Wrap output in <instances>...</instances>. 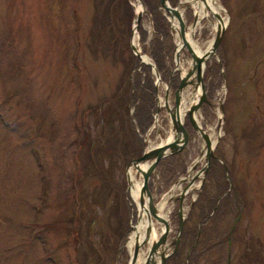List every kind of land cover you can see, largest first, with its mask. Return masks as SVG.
Wrapping results in <instances>:
<instances>
[{
    "label": "rangeland",
    "instance_id": "1",
    "mask_svg": "<svg viewBox=\"0 0 264 264\" xmlns=\"http://www.w3.org/2000/svg\"><path fill=\"white\" fill-rule=\"evenodd\" d=\"M214 1L219 22L210 11L195 26L190 9L181 18L187 33L193 27L187 38L197 50H208L223 25L201 69L205 101L193 112L211 134L212 156L202 172L204 141L185 111L186 142L157 161L148 188L155 207L168 201L170 253L178 194L196 186L181 200L184 222L166 264H264V0ZM142 6L133 44L154 65L156 36V86L151 68L139 65L129 47L135 14L124 0H0V264H127L136 221L127 163L171 135L164 107L157 113L156 107L166 86L172 108L180 76L174 62L190 67L185 47L174 53L178 30L161 2L167 35H156ZM199 86L182 90L186 107ZM139 105L149 111L146 124ZM126 201L121 237L112 210ZM151 225L155 233L163 229L155 219ZM148 247L140 245V258Z\"/></svg>",
    "mask_w": 264,
    "mask_h": 264
},
{
    "label": "water",
    "instance_id": "2",
    "mask_svg": "<svg viewBox=\"0 0 264 264\" xmlns=\"http://www.w3.org/2000/svg\"><path fill=\"white\" fill-rule=\"evenodd\" d=\"M137 1L139 3V6L142 9L143 6H142L141 0H137ZM160 2L162 5V8L166 12L168 22L170 23L171 28L175 32H176V30H178V32H177L178 37H180L179 46L175 45L174 53H175V55L178 54V52L181 51L183 47H185L187 49L188 55L190 57L191 65L189 68H187V70L182 75L179 76L178 84H177L175 90L173 91L172 108H169V106L167 105V96H168L167 88L168 87L165 86V90H164V94H163V107H164V109L168 115V119L170 121V126H171L170 130L174 132L173 133V137H174L173 142L172 143L158 144V145L151 146L150 148L149 147L145 148L138 157H135L134 159H132L131 161H129L127 163V167L129 165L133 166L136 169V171H138L141 175V183H140V187H139V198L137 200V204H134V207L136 210V214H135L136 220L140 215L143 204L146 202L147 206H148V209L146 212V214H147L146 220H147L148 224H146L143 238H141L139 241L138 238L136 237V239L133 243L131 254H129L127 264L139 263L138 255H139L140 245L146 243V241L148 240L149 234H151V231H153V226L151 225L150 218L155 219L156 221H160L159 224L161 225V227H163V229H162L160 235L155 240L151 241V243L149 244L150 246L147 249L143 264H154L155 263V261H154L155 257H159V263L158 264H165L166 258L175 249V247L177 245V240L180 236L182 224L184 221V215L181 211V209H182L181 200L183 198V195L186 192L185 189H186L188 184H186L184 187H182V189L179 192L178 197H177L178 207L176 210V214H177L178 223H177V229H176V231H177L176 237L173 241V249L171 250L170 253L160 254L159 248L161 247L162 244H164V241H165V238H166V235L168 232V225H167V222L165 219H159L157 217V214L155 213V206H154L155 204L152 202L151 196H150V193L148 190V179H149V176H150L152 170L154 169V167H155V165L159 159H161L165 156L177 154L183 148V146L186 142V139H187L186 136L187 135H186V132H185V130L182 126V123H181L180 115L182 112H181V107H180L179 101L181 99L182 90L184 89L185 86H187L189 84H191L194 87H196L197 84L200 85L199 86L200 87V95L196 99L194 104H192L190 107H188L186 109V115H187V119H188L190 125L197 131L199 137H201V139L204 141L205 164L201 169L202 172L205 171L209 157L212 156V154H211V150H212L211 149V141L209 140V136L195 122V119L193 118V112L197 109V107L199 106L201 101H205L204 93H203V89H202V83H201V69H202V66H203L205 60L214 54L215 48H216V46H217V44L221 38L223 25H219L217 23L218 26L215 29V36L211 41L209 51L207 53L203 54V56L198 57L195 54V51L191 48L189 42L187 41V37H188L187 35H189V32L187 33V28H186L183 20L181 19V17L179 16V14L176 11L177 6H174V7L170 6L167 0H160ZM132 7H133L134 14H135V21L133 23V28L130 31L129 47H130L133 55L139 60V64L144 63L145 65H148L151 68V70L153 72V76L155 78L154 83L156 86L157 82L159 81L158 72L156 71L154 65L150 61H146V62L141 61L140 55H142V54H139V50L133 44L132 36H133V32L136 31L137 26H138V22H139V19L141 16V9L137 11V10H135V7L133 5H132ZM212 15L214 16L215 20H217L218 22L220 21L221 17L219 16V14L217 12H212ZM177 46H178V48H177ZM174 66H175L174 69L176 70V72L180 73V71L177 67V61L174 62ZM159 110H160V106L158 105L156 107V113ZM184 113H185V111H184ZM155 118H156V116L154 115L153 122L155 121ZM144 163L146 165L144 168H142L141 165ZM196 176H197V173L192 175L189 182L191 183V181ZM125 177H126V183H127L126 190H128L129 177L127 175V171H126ZM132 227H133V225L130 226L129 232L132 229Z\"/></svg>",
    "mask_w": 264,
    "mask_h": 264
},
{
    "label": "bare ground",
    "instance_id": "3",
    "mask_svg": "<svg viewBox=\"0 0 264 264\" xmlns=\"http://www.w3.org/2000/svg\"><path fill=\"white\" fill-rule=\"evenodd\" d=\"M136 2L139 5L137 0H136ZM215 5L217 6V4H216V2L214 0H182V1L179 2V5L177 6L176 11L179 14V16L182 18L184 10L185 9H190V11L192 12V15L195 17V22H194V26H195L198 23V21L201 20V18L207 16V11H210L211 14H212V12H215V11L217 12L218 11V7H215ZM135 10H137L136 7H135ZM192 32H193V30L191 29L189 31V33H192ZM133 37H134V35L132 36V38ZM179 40H180V37H177V44L176 45H178V46H179ZM133 41L135 42V37L133 38ZM187 41L189 42L191 48L195 51V54L198 57L203 56V54L207 53L209 51V49H210L209 48L207 50V48H208V46H207L206 49H204V50H200V49L197 50V48H195V45L193 44V42L189 38H187ZM178 46H177V48H178ZM139 54H141L140 50H139ZM140 59L143 62L149 61L148 58L145 55H140ZM189 65H191V61L190 60H188V66ZM177 67H178V69L180 71V75H182L186 71V69L184 67L180 66V64L178 62H177ZM197 90H198V88H197ZM196 99H197V97L194 98V100L192 101L191 105L194 104ZM179 104H180L181 112H182L181 115H183L184 111H186V109L188 107H186L184 105V102H183L182 99H180ZM158 105L160 107L163 106V104H161V105L158 104ZM195 122L199 125V121L196 118H195ZM155 123H156V121L153 122V124H155ZM170 132H171L170 133L171 135L169 137H167L166 140L164 142H162L161 144H163V143H172L173 142V139H174L173 132L172 131H170ZM208 136H209V140H211L210 139L211 138V134H208ZM145 165L146 164L144 163V164L141 165V167L144 168ZM127 175L129 177V185H128L127 192L129 194L130 199L131 200L133 199L132 203L133 204H137V200L139 198V187H140L141 175H140V173L138 171H136V169L133 166L129 167L127 169ZM194 187H196V186L194 185L192 188H189L188 190H186V192L193 190ZM167 202L168 201L166 199H164L158 204L157 207H155V213L157 214V217L159 219H165L166 220V217H167V215L170 212V207L167 206ZM147 209H148V206H147V203L145 202L143 204V207L141 209L139 217L137 218L135 224H133V227H132V229L129 232V235H128V238H127V241H126L127 250L129 252V254H131L133 243H134L136 237L138 238L139 241H140L141 238H143L146 224H148L147 220H146V218H147V214H146ZM153 221L154 220L152 218H150V222L152 223ZM157 222L159 223L160 221H157ZM161 231H162V229H160V231L158 233H155V231L151 232V234H149V236H148V240L146 241V245L150 246L149 244L151 243V241L155 240L160 235ZM166 248H167V246L165 244H162L161 247L159 248V253L160 254H164ZM139 256H140V254L138 255V257ZM144 258H145V256H142V258L139 259L140 260L139 262H141L140 264H143ZM154 261H155L154 264H158L159 263V257H157V258L155 257ZM134 264H139V263H134Z\"/></svg>",
    "mask_w": 264,
    "mask_h": 264
},
{
    "label": "trees",
    "instance_id": "4",
    "mask_svg": "<svg viewBox=\"0 0 264 264\" xmlns=\"http://www.w3.org/2000/svg\"><path fill=\"white\" fill-rule=\"evenodd\" d=\"M142 2L147 7V10H149L152 13V15H153V20L155 22L154 23V29L156 31L160 32V33H157V34L154 33V34H156L158 36H160L161 34L167 35V23H166L164 17L160 14L159 9L157 8L158 5L160 6V2L158 1V5H157V1L156 0H142ZM124 4H125V7L128 10V12L131 14L132 9H131L130 4L127 2V0H124ZM128 18L131 19L130 15L128 16ZM155 38H156V36H154L153 39L151 40L150 54H151L152 60L154 62V66L158 70H160L159 66H161V64L159 63V60H160V57H161V52L155 46V43L157 41V39H155ZM158 43L160 44L159 41H158ZM127 47H128V41H127ZM130 58L134 59L133 55L130 54ZM128 65H130L129 61H128ZM132 66H135V62H134V64H132ZM123 85H125V84H123ZM138 109L140 110V113L142 115V119L141 120L145 122V123L143 122L144 124H146V121L148 122V120H149V111H148V109L144 105H139ZM125 110H127L126 107H125ZM126 119H127L126 123L127 124L129 123L131 125V127L134 128V125L131 122L130 117H128ZM143 123H140L141 127H143V125H142ZM107 183H108V181H107ZM124 203H123V206L122 205L114 206L113 210H112L113 215H115V217H116L115 218L114 228L116 229V232H117V229L120 230L121 237L124 236V233H125L126 229L128 228V225H127V220H128L127 214H128V211L131 208V206H130V204L128 202L125 203L126 205H124ZM111 207L112 206L110 205L109 208H111ZM183 231H184V229H183ZM193 237H194V235H193Z\"/></svg>",
    "mask_w": 264,
    "mask_h": 264
}]
</instances>
